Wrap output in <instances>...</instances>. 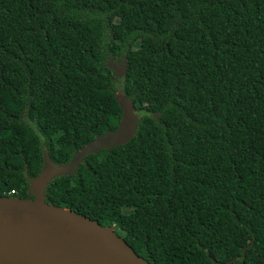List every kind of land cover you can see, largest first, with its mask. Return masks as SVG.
Here are the masks:
<instances>
[{
    "label": "trees",
    "instance_id": "trees-1",
    "mask_svg": "<svg viewBox=\"0 0 264 264\" xmlns=\"http://www.w3.org/2000/svg\"><path fill=\"white\" fill-rule=\"evenodd\" d=\"M118 90L134 137L46 202L149 264H264V0H0V197L118 130Z\"/></svg>",
    "mask_w": 264,
    "mask_h": 264
},
{
    "label": "water",
    "instance_id": "water-1",
    "mask_svg": "<svg viewBox=\"0 0 264 264\" xmlns=\"http://www.w3.org/2000/svg\"><path fill=\"white\" fill-rule=\"evenodd\" d=\"M116 100L123 113L118 130L86 144L63 166L45 153L41 174L30 180L34 198L0 197V264H149L113 227L45 199L48 182L74 174L86 155L134 137L139 118L132 100L123 90L116 91Z\"/></svg>",
    "mask_w": 264,
    "mask_h": 264
},
{
    "label": "built area",
    "instance_id": "built-area-1",
    "mask_svg": "<svg viewBox=\"0 0 264 264\" xmlns=\"http://www.w3.org/2000/svg\"><path fill=\"white\" fill-rule=\"evenodd\" d=\"M15 194H17L16 191H11V192L9 193V195H15Z\"/></svg>",
    "mask_w": 264,
    "mask_h": 264
},
{
    "label": "flooded vegetation",
    "instance_id": "flooded-vegetation-1",
    "mask_svg": "<svg viewBox=\"0 0 264 264\" xmlns=\"http://www.w3.org/2000/svg\"><path fill=\"white\" fill-rule=\"evenodd\" d=\"M32 191V190H31ZM32 194H33V196H34V192L32 191Z\"/></svg>",
    "mask_w": 264,
    "mask_h": 264
}]
</instances>
